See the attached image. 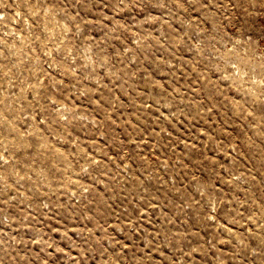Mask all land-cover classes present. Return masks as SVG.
Listing matches in <instances>:
<instances>
[{
	"label": "rangeland",
	"instance_id": "374dc122",
	"mask_svg": "<svg viewBox=\"0 0 264 264\" xmlns=\"http://www.w3.org/2000/svg\"><path fill=\"white\" fill-rule=\"evenodd\" d=\"M0 264H264V0H0Z\"/></svg>",
	"mask_w": 264,
	"mask_h": 264
},
{
	"label": "bare ground",
	"instance_id": "6f19581e",
	"mask_svg": "<svg viewBox=\"0 0 264 264\" xmlns=\"http://www.w3.org/2000/svg\"><path fill=\"white\" fill-rule=\"evenodd\" d=\"M53 194V193H52ZM78 203V202H77ZM55 204V203H54ZM85 215V214H84ZM72 240V239H71ZM54 252V251H53Z\"/></svg>",
	"mask_w": 264,
	"mask_h": 264
}]
</instances>
